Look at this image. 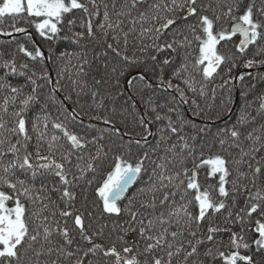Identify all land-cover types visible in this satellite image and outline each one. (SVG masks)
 Instances as JSON below:
<instances>
[{
	"label": "snow or ice",
	"instance_id": "snow-or-ice-1",
	"mask_svg": "<svg viewBox=\"0 0 264 264\" xmlns=\"http://www.w3.org/2000/svg\"><path fill=\"white\" fill-rule=\"evenodd\" d=\"M73 10H81L85 15L79 20L69 18L68 14ZM5 17L12 20L11 31H4ZM99 17L102 19L97 21ZM190 18L195 22H188ZM20 21L33 26L39 36L47 40L61 38V32L67 29L76 43L82 40L102 43L105 50L98 56L107 57L110 51L121 62L111 67L105 62L103 73L99 79L93 77L90 87L86 79L80 78L87 76L85 66L90 67L87 53H60V58L77 56L78 78L72 80V90L78 97L81 93L90 95L95 109L108 111V115H97L94 119L103 120L110 126L108 131L116 134L120 129L115 126L111 115L116 108L106 109L104 101L124 95L120 91V81L126 74L127 85L136 89L134 94L151 89L149 75L152 74L161 88L175 89L181 101L187 103L184 89L180 84H173L172 80L181 81L196 94L199 82L189 71L190 64L193 70H199L203 81L214 79L219 75L221 65L230 64L231 67L227 68L229 78L219 85L221 88L232 80H244L246 73L242 72L237 77L230 75L237 63L233 55L218 51L217 46L222 41L231 43L234 37L239 36L238 43L233 45L236 52L243 57L248 56L250 46L252 49L249 58L243 60L242 67L264 66V59H256L264 56V0H259V4L257 0H207L206 3L202 0H121L119 6L117 0H111V3L107 0H0V35L15 40V33L25 34L34 51H29L23 43L17 45L19 51L33 61H43L44 51L32 40V34L26 27L17 26ZM77 27L81 31H74ZM165 33L170 38L160 43ZM110 34L113 43L108 42ZM130 37L138 39V51L143 56H137L135 52L132 57L126 54ZM146 39L152 42L145 43ZM194 41L199 53L194 62L189 61L188 54H185L176 67L167 58L160 62L159 67H149L144 58L150 49L157 53L164 50L177 52L191 48ZM150 60L153 65L157 64L156 55H152ZM0 66L6 69L0 76V92H8L0 104V264H104V258H114L112 264H189L193 257H197L194 264H204L198 258L199 249L209 243L212 247H207L203 256L211 259L212 264L218 260L221 264H264V182H261L264 177V124L259 130L253 128L247 132L241 127L255 123L257 117L264 119V94L258 97L257 116L243 111L231 129L222 130L227 135L218 138L220 150L209 151L206 157L204 144L196 145L197 136L181 135L180 121L174 122L170 116L161 115L157 111L158 106H153L152 97H148L145 104L154 114L155 121H167L159 129L161 137L157 148L170 141L171 134H175L177 140L167 143L158 161L152 160L149 152L140 154L135 163L126 159L125 152L117 150L112 156L110 170L95 189L102 201V213L119 216L122 211H127L129 221L126 223L129 226L122 230L125 234L138 231L144 242L143 249L135 241L132 246L118 249L115 243L109 247L97 243L96 238L104 235L107 225L86 223V219L93 220L92 212L75 207V189L82 183L91 185L99 162L108 156L104 151L105 145L99 143L102 136L89 139L87 134L78 135L71 131L59 117L51 119L50 94L46 96L42 91L45 84L51 83L46 71L30 69L27 63L18 67L14 56L5 59L3 54H0ZM165 66L171 72L167 80ZM9 75L23 77L25 83L13 85L8 80ZM56 85H59V80ZM104 85L109 86L107 96L101 91ZM26 88L31 90L25 91ZM205 88L206 84L200 85V95L205 94ZM56 90V87L52 89ZM65 99H71V96ZM226 100L230 101L231 96ZM192 103L196 104V101L192 100ZM29 111H33L31 120L26 118ZM135 118L144 127L146 135H151L147 128L151 121L143 115ZM49 123L61 135L50 134ZM61 139L70 144L69 150L63 149ZM141 139L146 142V136ZM33 140L34 151H29ZM245 141H250L247 147ZM140 143L141 140L135 141L137 146ZM89 144L96 145L95 153H87L86 161L84 155H76L74 162L72 149L83 150ZM229 149L236 150V154L233 155ZM127 152H131L130 147ZM146 161L154 167L146 188L139 191L142 194L147 191L150 195L141 200L135 210L132 199L122 209L118 201L140 174L147 171ZM189 161L191 167L188 166ZM201 169L206 170L205 179L216 178V183H201L198 179ZM49 179L56 182L49 184ZM51 192L59 194L64 208L52 200ZM239 196L244 198L243 207L238 206ZM26 204L32 206L31 210L26 208ZM143 210H151V214L144 216ZM218 216L223 217V223L228 227L222 228L216 222ZM69 218L73 227L68 224ZM131 224H137L138 229L132 228ZM233 227L239 231H233ZM222 232L229 236L226 251L220 247L223 241L215 239ZM250 233L255 237L251 243L245 239ZM77 236L83 244L77 242ZM118 239L127 243L123 237ZM85 244L89 246L85 247ZM90 256L92 259L86 260Z\"/></svg>",
	"mask_w": 264,
	"mask_h": 264
},
{
	"label": "trees",
	"instance_id": "trees-1",
	"mask_svg": "<svg viewBox=\"0 0 264 264\" xmlns=\"http://www.w3.org/2000/svg\"><path fill=\"white\" fill-rule=\"evenodd\" d=\"M83 2V0H82ZM108 3H111V0H107ZM121 0H117V6ZM151 2V0H149ZM202 2H207V0H202ZM259 4V0H257ZM215 5H213L214 7ZM210 14V13H209ZM69 18L83 17L85 14L81 10H73L71 14H68ZM102 19V17L97 18V21ZM188 22L194 23V18H190ZM230 23V22H229ZM12 20L8 17L4 18L3 28L4 31H11L10 25ZM18 27H26L28 32L32 34V40L35 41L36 45L41 48L45 53V59L40 60H31L24 53L20 52L17 45L23 43L29 51H34L31 41L28 40L27 36L22 33H15V40L11 37L0 35V54H3V58L10 59L12 56L15 57L16 64L19 67L22 63H27L30 69H36L38 72L46 71L51 77V83L45 84L42 89L43 93L48 96L50 94L51 103L49 104V111L51 112V119H56L59 117L65 122L68 128L77 133L78 135L87 134L88 138L91 139L93 136H102V139L99 141L100 144L105 145L104 151L108 152L107 157H102L99 162V167L95 173V179L91 185L81 184L80 188L75 189L77 195L75 200V207L84 211L87 208L88 211H91L93 214V220L86 223H92L94 226L100 224H106L107 227L104 229V235L96 238L97 243H102L105 247L111 246L115 243L118 249H121L123 246H132L133 242H137L140 249H143L144 242L139 238L137 232H125L123 228H127L129 225L126 221H129V214L127 211H122L119 216L115 214H103L102 213V201L98 199V196L95 192L96 187L100 185V182L105 178V173L110 170V165L112 163V156L117 153V150L120 152L127 153L126 159L130 162L135 163L136 159L143 152H149L151 159L158 161V157L164 154V148L167 147V143L176 142L177 137L175 134H171V140L167 141L164 144H160V147L157 148V145L160 143L161 133L159 129L166 125L167 121H155L154 114L147 109L145 101L149 96L152 97L154 101V107H157V111L161 115H168L174 122L180 121L179 131L181 135L184 136H197L196 145L200 146L201 143L204 144L205 157L209 154V151L216 152L220 150V145L218 143V138L220 136L227 135L223 132V129H231L233 125L237 123L238 117L242 114L243 111L250 112L253 116H257V109L259 107L258 97L264 94V79L261 77L264 76V66L258 68L245 69L242 67L244 59L249 58L251 55V46L249 48L248 56L241 57L237 52L234 43H238L240 37H234L233 42L225 43L221 42L217 46L218 50L221 53L228 55H233L236 59L237 67L232 68L230 75L232 77H237L240 73H246L243 81L239 79L232 80L228 85H225L223 88L219 87L224 83V80L229 78V73L227 68L231 67L230 64L221 65V68L218 69L219 75L215 76L214 79L210 81H203L199 75V70H193L191 64L189 71L193 72L196 76V80L199 82L196 84L198 89L197 93L194 94L186 88V86L181 83V81L173 79V84H180V87L184 89L185 94L188 98V102L184 103L179 97V93L175 89H164L159 86L157 83L156 77L152 74L149 75V80L151 81V89L141 94H134L136 89L130 88L127 83V74L120 81V91L124 93L123 96H116L113 98H106L105 108L110 110L115 107L116 112L112 115L115 126L120 129V133L116 134L114 132L108 131L110 128L109 125L105 124L103 120L94 119L97 115H108V111L97 110L92 106L90 95H84L81 93L79 97L76 92H74L72 80L77 79L78 71V59L76 55L71 57L60 58L61 52H68L74 54H83L87 53L86 58L90 61V67L85 66V72L87 76L80 77L88 81L89 86L93 85V77L99 79L101 73H103V64L105 62L109 63L110 67L112 65H119L121 62L113 56L109 51L107 57L98 54L105 50L102 43H96L95 41L89 42L88 40H82L79 43H76L72 39V33L65 29L61 32L60 37L54 40H47L39 36L35 28L31 25L24 24L23 21H20L17 24ZM95 30V28H94ZM127 30V29H125ZM74 31H81L79 27L75 28ZM199 31V29H198ZM67 37V38H64ZM168 33H165L161 38L160 43H163L164 40L169 39ZM191 39V37H190ZM109 43H113L111 39V34L108 39ZM151 40H145V43H151ZM139 41L133 37L129 38V45L126 54L129 57H132L133 52L137 56H143L142 53L138 51ZM185 54H188V59L191 62H194L195 57L198 56V45L194 41L191 48L189 49H179L177 52H171L170 50H164L162 52H155L154 50H149L147 57H144L147 60L149 67H159L160 62L165 58L173 62V67L178 66ZM152 55L157 56V64L153 65L150 57ZM51 57L50 59L48 57ZM256 59H264V56L256 57ZM134 71V70H133ZM6 72L2 66H0V76H3ZM62 73V75H58ZM250 73V75H249ZM187 75V74H185ZM171 72L165 66V80L169 79ZM8 80L11 84H24L25 79L19 76L9 75ZM59 80V85H56V81ZM44 84V81H39ZM201 84H206L205 94H199V88ZM56 87V91L52 89ZM140 88H143V85H139ZM213 89H215V95L213 96ZM30 88H26L25 91H30ZM87 91V89L85 90ZM101 91L107 96L109 91V86L104 85L101 88ZM8 95V92H0V104L3 103V97ZM71 96V99H65L66 96ZM231 96V100L227 101L226 98ZM131 97V99H129ZM175 97V99H173ZM192 100L196 101V104L192 103ZM63 101V104L60 103ZM134 103V107H131ZM199 105V107H197ZM17 107L19 103L17 102ZM174 109V111H172ZM11 106L9 111H11ZM126 110V111H125ZM34 111V110H33ZM33 111L27 113V119L31 120L33 116ZM86 113V114H85ZM140 115L145 116V118L151 123L147 125L148 131L151 132V135H146L144 127H141L137 122L135 117ZM264 124V119L257 117L255 123L241 126L242 130L247 132L251 131L253 128L260 129V126ZM11 126V125H10ZM49 133L55 135H61L59 130L52 128L51 123L48 125ZM201 129H204V132H200ZM168 135V133H166ZM146 136V142L142 137ZM15 137H13V142H15ZM136 140H141L139 146L135 144ZM35 141L30 143L29 151H34L33 145ZM60 144L63 145L64 150L70 149V144L65 140L61 139ZM250 144V141H245L244 145ZM46 147V146H45ZM131 148V152L128 153V148ZM157 148V151L153 152V149ZM74 152L73 161L75 162L76 155H84L85 161L87 160V153H95L96 145L89 144L87 148L83 150L72 149ZM229 152H232L233 155L236 154V150L229 149ZM188 166L191 167V161L188 162ZM154 165L146 161L145 168L147 171H144L137 178V181L131 186L124 197L118 201L120 207L125 209L128 205L129 199L133 201V210L139 207V202L143 199L148 198L150 193L145 191L143 194L139 191L140 189H145L149 176L151 175V169ZM75 172V169H72ZM19 175V173H18ZM206 170L201 169L199 172L198 179L201 183L204 184H215L216 178L205 179ZM21 178H24L21 176ZM92 178V174H89V179ZM51 179L48 180V183H55ZM246 182V181H245ZM261 182H264V177L261 178ZM255 191V189H252ZM52 200L56 201V204L60 208H64V204L60 201L59 194L57 192H51ZM179 197L177 196V200ZM238 206L243 207L244 198L243 196L237 197ZM31 205L26 204V208L31 210ZM195 212V208H193ZM151 214V210H143L142 215L147 216ZM226 215V213H225ZM255 215V214H254ZM27 216V213H26ZM57 219H60L57 215ZM217 223L220 226L228 227L223 223V217H217ZM68 224L70 227H73V221L71 218L68 219ZM115 224V227L113 225ZM132 228H137V224H131ZM233 231H239L237 227H233ZM75 235V232H73ZM118 237H123V241L127 243H122ZM255 238L253 234H249L245 237L249 243L251 239ZM216 241H223V244L220 246L222 251L227 250V245L229 242V236L227 233H220L216 236ZM77 242L83 244L82 241H79L77 236ZM85 247L89 245H84ZM207 247H212V244H206L201 246L199 249V259L204 261V264H212L211 259H205L203 252ZM135 250V249H134ZM243 251V250H242ZM98 256L102 254L98 253ZM92 257L86 258V260H91ZM182 259V258H181ZM197 257L190 258L189 264H194ZM258 259V258H257ZM114 258H104V264H112ZM216 264H221L218 260Z\"/></svg>",
	"mask_w": 264,
	"mask_h": 264
},
{
	"label": "water",
	"instance_id": "water-1",
	"mask_svg": "<svg viewBox=\"0 0 264 264\" xmlns=\"http://www.w3.org/2000/svg\"><path fill=\"white\" fill-rule=\"evenodd\" d=\"M131 186H133V185H131ZM131 186H130V187H131ZM130 187H129V188H130ZM129 188H128V189H129Z\"/></svg>",
	"mask_w": 264,
	"mask_h": 264
},
{
	"label": "rangeland",
	"instance_id": "rangeland-1",
	"mask_svg": "<svg viewBox=\"0 0 264 264\" xmlns=\"http://www.w3.org/2000/svg\"><path fill=\"white\" fill-rule=\"evenodd\" d=\"M219 51V50H218ZM11 206V205H10Z\"/></svg>",
	"mask_w": 264,
	"mask_h": 264
}]
</instances>
